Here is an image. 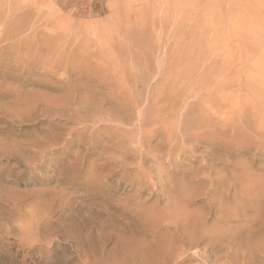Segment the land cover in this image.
Returning a JSON list of instances; mask_svg holds the SVG:
<instances>
[{"label":"rangeland","instance_id":"1","mask_svg":"<svg viewBox=\"0 0 264 264\" xmlns=\"http://www.w3.org/2000/svg\"><path fill=\"white\" fill-rule=\"evenodd\" d=\"M263 222L264 0H0V264H264Z\"/></svg>","mask_w":264,"mask_h":264},{"label":"bare ground","instance_id":"2","mask_svg":"<svg viewBox=\"0 0 264 264\" xmlns=\"http://www.w3.org/2000/svg\"><path fill=\"white\" fill-rule=\"evenodd\" d=\"M152 109V108H151ZM164 109V108H163ZM161 114V113H160ZM150 115V114H149ZM152 115V114H151ZM169 115V114H168ZM165 117V116H164ZM154 122V121H153ZM179 123V122H178ZM182 124V123H181ZM249 125V124H248ZM182 128H183V126H181ZM179 128V127H178ZM178 128L177 129H175V130H178ZM181 128V129H182ZM184 129H185V127H184ZM192 129V128H191ZM183 130V129H182ZM179 131H180V129H179ZM177 132V131H176ZM181 132V131H180ZM180 132H177V133H180ZM184 132V131H183ZM183 133L181 132V135H182ZM168 136V135H167ZM183 136V135H182ZM185 136V135H184ZM142 138V137H141ZM142 147V146H141ZM142 150V149H141ZM148 150V149H147ZM143 151V150H142ZM156 151V150H155ZM158 154V153H157ZM195 176V175H194ZM164 217V216H163ZM144 220V219H143ZM177 220V219H176ZM253 220H255V219H253ZM145 223V222H144ZM262 224V223H261ZM263 224H264V222H263ZM134 226V225H133ZM109 228V227H108ZM176 229H177V227H176ZM175 229V230H176ZM174 230V229H173ZM200 230V229H199ZM198 230V231H199ZM259 230V229H258ZM197 231V230H196ZM176 232H177V230H176ZM181 232V231H180ZM138 233V232H137ZM174 234H175V231L173 232ZM179 233V232H178ZM188 233V232H187ZM187 233H186V235H187ZM193 233V232H192ZM198 233H200V231L198 232ZM197 233V234H198ZM134 234V233H133ZM180 234V235H179ZM179 234H175V238H176V240L178 241L179 240V245L177 246V248L175 249V251H176V253H177V257L176 256H174L173 254H171V251L172 250H169V244H167V240L165 241L164 240V242H162V244L156 249V254L155 255H152V254H146V253H148L149 252V250L151 249H149V250H147L146 249V251H148V252H145V254L143 253V256H141L140 257V255L139 254H134V256H138V257H140V263L141 264H158V263H156V261L154 260V256H159L160 254L162 255V254H165L166 256H167V258L169 257V258H171V259H184V258H182V252L184 251V250H186L185 249V237H188V235L187 236H185V235H182V232L181 233H179ZM195 234V233H194ZM197 234H195V236L197 235ZM255 234V233H254ZM257 234H255V236H256ZM259 235H261V234H259ZM177 236V237H176ZM200 236V235H199ZM203 235H201V237H202ZM93 237V236H92ZM140 237V236H139ZM29 238V237H28ZM128 238V237H127ZM134 238V237H133ZM251 238V237H250ZM254 238V237H253ZM252 238V239H253ZM262 238V237H261ZM125 239V238H124ZM192 239V238H191ZM137 240H138V238H137ZM148 240V239H147ZM188 240V239H187ZM189 240H190V238H189ZM117 241V240H116ZM121 241V240H120ZM193 241V240H192ZM197 241V240H196ZM131 242V241H130ZM129 242V243H130ZM194 242V241H193ZM103 243H105V242H103ZM107 243V242H106ZM117 243H118V241H117ZM134 243V242H133ZM191 243V242H190ZM196 243H198V242H196ZM195 243V245H197ZM203 243H205V242H203ZM255 243L257 244V247L259 246L261 249V251H262V249H263V252L262 253H264V240H258L257 242L255 241ZM135 244V243H134ZM120 245V244H119ZM127 245V244H126ZM187 245V244H186ZM133 246H135V245H133ZM188 246H189V243H188ZM263 246V247H262ZM127 247V246H126ZM192 247V246H191ZM197 247V246H196ZM195 246H194V248L193 249H195L196 248ZM122 248V247H121ZM133 248V247H132ZM131 248V250H132V252H134V253H136V249L135 250H133ZM100 249V248H99ZM129 249V248H128ZM127 249V250H128ZM191 249V248H190ZM258 249V248H257ZM120 250V249H119ZM130 250V249H129ZM138 250V249H137ZM144 250V249H143ZM155 250V249H154ZM189 250V249H188ZM196 250V249H195ZM194 250V251H195ZM259 251V250H258ZM261 251H259V252H261ZM131 252V253H132ZM139 252V251H138ZM120 253V252H119ZM127 253V252H126ZM125 253V254H126ZM85 254V253H84ZM113 255V254H112ZM123 255H124V253H123ZM85 256V255H84ZM111 256V255H110ZM129 256H130V254H129ZM127 258H129V259H134L133 257H127ZM107 259V258H106ZM105 260V259H104ZM238 261V260H237ZM125 261H123V264H135V259L133 260V261H126L125 263H124ZM138 262H139V260L136 262L137 264H138ZM264 263V262H263ZM161 264H165L164 262L163 263H161ZM255 264V263H254Z\"/></svg>","mask_w":264,"mask_h":264}]
</instances>
